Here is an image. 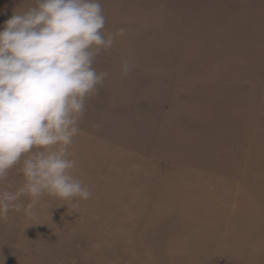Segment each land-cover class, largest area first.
I'll return each mask as SVG.
<instances>
[{
  "label": "rangeland",
  "instance_id": "374dc122",
  "mask_svg": "<svg viewBox=\"0 0 264 264\" xmlns=\"http://www.w3.org/2000/svg\"><path fill=\"white\" fill-rule=\"evenodd\" d=\"M99 2L116 40L69 148L92 197L10 211L0 264H264V0Z\"/></svg>",
  "mask_w": 264,
  "mask_h": 264
},
{
  "label": "clouds",
  "instance_id": "9594fccd",
  "mask_svg": "<svg viewBox=\"0 0 264 264\" xmlns=\"http://www.w3.org/2000/svg\"><path fill=\"white\" fill-rule=\"evenodd\" d=\"M105 25L99 0H34L0 30V183L18 165L23 178L15 190L0 188V219L31 216L45 195L73 204L92 197L69 148L108 76L94 67L116 40ZM129 71L123 63L122 74Z\"/></svg>",
  "mask_w": 264,
  "mask_h": 264
}]
</instances>
